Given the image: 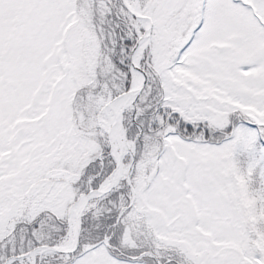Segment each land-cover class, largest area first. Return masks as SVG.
Wrapping results in <instances>:
<instances>
[{"label":"snow or ice","instance_id":"snow-or-ice-1","mask_svg":"<svg viewBox=\"0 0 264 264\" xmlns=\"http://www.w3.org/2000/svg\"><path fill=\"white\" fill-rule=\"evenodd\" d=\"M0 264H264V0H0Z\"/></svg>","mask_w":264,"mask_h":264}]
</instances>
